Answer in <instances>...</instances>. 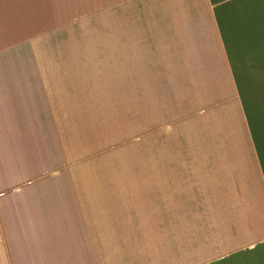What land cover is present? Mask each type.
I'll return each instance as SVG.
<instances>
[{"label": "rangeland", "instance_id": "374dc122", "mask_svg": "<svg viewBox=\"0 0 264 264\" xmlns=\"http://www.w3.org/2000/svg\"><path fill=\"white\" fill-rule=\"evenodd\" d=\"M96 2L0 0V76L48 78L57 115L27 118L39 135L27 146L37 138L41 148L26 158L55 163L51 187L74 204L116 210L121 260L111 263L168 264L177 236L165 208L216 202L234 163L228 142L244 146L247 133L226 86L131 64L112 8Z\"/></svg>", "mask_w": 264, "mask_h": 264}, {"label": "crops", "instance_id": "0c3cea01", "mask_svg": "<svg viewBox=\"0 0 264 264\" xmlns=\"http://www.w3.org/2000/svg\"><path fill=\"white\" fill-rule=\"evenodd\" d=\"M96 4L112 8L131 64L226 86L247 133L244 146L228 142L234 163L216 202L174 216L165 208V227L177 236L168 264H264V0ZM47 81L0 76V264H113L121 260L116 210L74 204L70 190L51 187L55 163L26 158L27 147L41 148L37 138L27 146V135L39 136L27 118L57 115Z\"/></svg>", "mask_w": 264, "mask_h": 264}]
</instances>
